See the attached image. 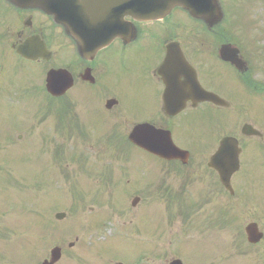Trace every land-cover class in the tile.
I'll return each mask as SVG.
<instances>
[{
    "label": "flooded vegetation",
    "instance_id": "af4514ba",
    "mask_svg": "<svg viewBox=\"0 0 264 264\" xmlns=\"http://www.w3.org/2000/svg\"><path fill=\"white\" fill-rule=\"evenodd\" d=\"M38 3L45 4L47 9L32 0H0L1 152L15 134V130L10 129V119H18L19 130L25 128L22 116H8L10 109L16 107L13 98L40 99L46 93L48 72L65 70L73 79V87L63 96L54 98L56 102L65 101V110L51 111V116L45 117L59 122L62 130L68 131L71 125L72 131L74 120L84 123L80 119L88 117L84 114L90 102L102 104L112 100L115 105L107 113L116 114L119 132L128 133L138 124L150 123L170 131L175 144L189 152L190 160L186 164L156 160L177 168L181 193L184 196L193 193L196 205H212L215 211L229 215L228 224L232 225L234 208L242 200L262 197L264 204V125L258 122V115L264 112L261 54L255 56L254 49L238 47L237 64L224 61L220 53L222 46L234 43L220 32L198 30L196 23L195 29H186L183 23L186 14L175 11L161 23H138L126 18L128 25L135 27V35L125 30V38L114 37L97 52L92 47L96 41L86 40L85 54L81 55L78 41L61 23L62 19L72 25L73 0H40ZM63 5H66V13L61 8ZM103 25L101 32L84 33L111 37V23ZM29 41H34L27 48V53L34 57L32 60L18 53ZM169 52L175 57L177 52L183 54L196 74L199 87L188 71L176 67L167 90L160 70ZM34 71L38 76L33 75ZM201 87L224 103L218 106L208 102ZM82 89L93 90L92 97L88 98ZM77 91L79 93L75 94ZM125 99L132 100L133 109L136 101L139 103L134 115L121 110ZM196 115L203 116L207 123L199 124ZM181 125L186 131L194 125L205 127H200L195 135L188 131L190 134L185 136V141L190 139V145H184L175 138ZM226 138L236 140V149L230 147L224 157H218L213 163L212 158ZM194 139L199 145L196 152L191 144ZM207 144L208 147H204ZM250 146L255 148L251 156ZM1 152L0 162H4L6 157ZM235 156L238 169L234 172ZM40 161L41 153L37 159ZM138 161L130 160V164L136 166ZM223 180L229 184L226 186Z\"/></svg>",
    "mask_w": 264,
    "mask_h": 264
},
{
    "label": "rangeland",
    "instance_id": "374dc122",
    "mask_svg": "<svg viewBox=\"0 0 264 264\" xmlns=\"http://www.w3.org/2000/svg\"><path fill=\"white\" fill-rule=\"evenodd\" d=\"M231 1L228 2L231 3ZM252 2L255 1L252 0ZM256 2L257 7L252 9V16L249 20L250 27H260L263 21L261 17L264 16V6L261 5V0ZM249 8L248 5L245 6L246 10ZM232 16L237 15L227 13L226 29L222 30L234 32L233 36L241 37L245 27H240L237 19ZM235 21L236 23H234ZM185 23L188 29L192 22L185 18ZM233 24L236 25L233 26ZM229 27L232 29L229 30ZM252 36L256 35L251 33V37H248L249 45L252 39L255 40V37ZM257 39L261 38L257 37ZM261 40L264 46V38ZM33 75L38 76L36 71L33 72ZM81 91L88 94V98L93 95L91 92L93 90L82 89ZM78 93L79 91L75 92V94ZM129 99L123 101L121 110L128 115H134L139 103L135 100L137 105L133 109L132 100L128 102ZM42 103L44 104V100ZM94 108L100 115V112L103 111V104ZM22 109L29 112L27 120L30 122V128L25 136L21 134L23 138L20 141L18 140L20 133L15 134V140L11 142V147H15V150L9 151L10 166H5L8 174L4 180L9 179L10 175L13 179H18L15 181L24 183H4L0 179V228L8 227L9 229L8 244L2 240L0 248L1 252L8 251L10 259L8 258L9 262L6 264H24V261H29L30 258L39 259L37 264H41L43 260L49 258L50 250L56 246L63 249V259L60 264H120L124 261V264H135L136 258L141 256L137 259L140 261L147 254L150 258L141 259L140 264H168L174 258H181L185 264H264V242L258 247H248L244 241V229L250 222H257L264 232V210L260 205H257L256 201L248 207L240 209L241 211L236 215L238 222L232 227V230H222L209 226L204 215L198 214L196 217L195 206L190 205V200L185 196H182L181 199L179 196L167 194L164 202L154 200L155 198H151V202L150 197L146 198L144 194L136 195L137 189L134 188V181L136 180L138 189L141 190L146 186L147 180L145 179L143 187L139 172H135L138 168L133 167L128 160L135 161L140 158L138 166L154 170V177L159 175L158 168H161L162 163L150 159L126 141H120L113 129L111 138L118 144L122 155L119 152L116 153L112 148L109 149L108 141L105 139L108 127L103 122L104 118L99 115H90L88 117L89 124L73 126L71 137L75 140L78 138V142L84 143L86 151L79 145L81 152L72 153V150L77 147L75 143L73 144L72 138L68 139V153L67 149L60 150V146L55 148L53 140L52 146H49L48 160L53 163L54 167L45 161L36 163L32 160L30 151L33 156L40 154V146H37L38 138L35 141L36 134L33 133V128L38 127L35 113L40 112V107L35 113L32 105H27ZM90 111H92L90 108L87 109L84 115L88 116ZM47 112L49 111L46 109L42 110L41 117ZM10 114L20 115L21 111L15 109L13 112L10 111L8 116ZM113 118L117 121L115 116ZM195 118L199 124L205 121L203 116L199 118L196 115ZM86 119L83 118L82 121H86ZM155 121L161 120L155 119ZM258 122L264 125V112L258 115ZM49 125L52 131L54 125L52 122ZM3 126L4 129L7 128L4 123ZM200 127L205 126L196 127L194 125L188 131H192V134L195 135ZM85 131H88L89 139L83 141L80 135H85ZM188 131L181 125L176 131V141L190 145V139L185 141V136L190 134ZM204 142L207 141H200V143ZM191 144H193L192 150L196 152L199 148L197 141L194 139ZM30 145V151L28 148L21 149V147ZM204 147H208V144ZM55 149V163L58 166L52 157V152ZM42 150L45 151L44 159L47 150L43 147ZM254 151V146H250V156ZM87 152L93 161L100 158L106 168L114 169L116 174L119 173V176L121 168H126L129 171L127 178L122 179L121 182L117 181L115 186H105L104 190L101 185L95 184V181L102 179L91 167L92 161L89 160ZM71 153L73 154V163H76V158L81 156V162L86 167V175H82V165L79 162L70 163L68 170L65 169L66 173L63 172L62 158H66L68 154L70 156ZM118 156L130 158L120 159ZM65 163H69V161L66 160ZM169 168L171 170H167ZM174 168L176 167L164 166L162 170L166 173L162 171V178L169 182L173 192L178 193L180 192L181 179L177 174L179 172L172 170ZM102 172L105 171L102 170ZM131 172L134 173L135 179L131 176ZM167 172L173 175L167 177ZM145 174L148 175V173ZM155 183H159L158 178ZM28 184L37 186L38 190L35 187H26ZM22 187L24 189L20 190ZM102 194L104 195L100 198ZM136 196L141 198V202L136 208H132L131 202ZM175 197H178L179 206L173 201ZM54 208L56 211L53 210ZM90 208L94 210L90 211ZM206 208L208 212L213 210L212 205H207ZM181 212L182 216H187L185 219H181L182 216H179L178 213ZM58 213L67 214L63 222L55 220V215ZM137 213L138 216H136ZM169 222H172V225H169ZM71 242H74L75 246L69 249L68 245ZM217 242L218 244L224 242L227 250L219 246ZM151 243H153V255L145 253L146 249L150 250ZM35 247L39 248L35 249ZM211 259L214 261L208 262Z\"/></svg>",
    "mask_w": 264,
    "mask_h": 264
},
{
    "label": "water",
    "instance_id": "95a60500",
    "mask_svg": "<svg viewBox=\"0 0 264 264\" xmlns=\"http://www.w3.org/2000/svg\"><path fill=\"white\" fill-rule=\"evenodd\" d=\"M120 3L123 9V16L131 15L135 19L143 21L161 19L173 8L178 6L187 10L194 18L206 21L210 24V26L220 23L223 19V12L220 6V0H120ZM106 4L107 1L103 4V6L101 5V9L103 11H106ZM117 6L119 7V5ZM53 79L54 77H51L50 74L48 78V88L50 91H53L54 88V83L52 81ZM53 93L55 92L53 91ZM150 130L152 131V129ZM153 132L154 138H161L162 133L156 132V130L154 129ZM135 133L136 132H134L131 139L139 146L147 149V151H150L166 159L181 158L179 154L180 151L172 144V142L170 144L167 140L164 139L166 145H156V147L154 145L147 146L144 142H136L134 140ZM64 217V214H60L57 216V219L61 220ZM247 233L249 235V240L253 243L259 241L263 237L261 234L258 233L256 225L249 226L247 228ZM61 257V249L56 248L52 251V260L50 264H55L59 262ZM171 264L183 263L180 260H175L171 262Z\"/></svg>",
    "mask_w": 264,
    "mask_h": 264
}]
</instances>
